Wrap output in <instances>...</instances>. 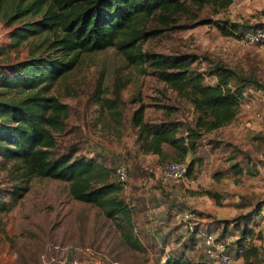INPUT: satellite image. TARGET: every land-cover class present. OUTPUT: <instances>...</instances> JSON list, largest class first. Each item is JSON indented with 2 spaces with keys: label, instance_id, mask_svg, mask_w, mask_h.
I'll use <instances>...</instances> for the list:
<instances>
[{
  "label": "rangeland",
  "instance_id": "rangeland-1",
  "mask_svg": "<svg viewBox=\"0 0 264 264\" xmlns=\"http://www.w3.org/2000/svg\"><path fill=\"white\" fill-rule=\"evenodd\" d=\"M35 19L7 22L0 13V51L11 45L14 28ZM172 19L168 25L156 18L145 23V30L161 29V33L143 40L141 52L193 54L192 68L203 74L205 83L214 82L206 72L222 65L262 88L246 83L234 119L204 133L196 150L181 162L187 165L194 159L190 173L171 180L161 173V166L174 150L163 145L168 157L164 160L142 153L130 117L143 104L144 121L185 126L193 118L191 105L159 81L150 67L129 63L115 47L79 52L75 67L55 79L48 91L68 107L61 130L53 133L54 152L74 147V156L107 169L108 180L114 182H118L115 166L125 167L127 180L118 182L119 196L132 209L133 235L141 249L128 247L114 220L98 207L72 199L67 182L32 176L12 208L0 212V264H164L167 258L179 256L211 264L196 234L214 232L235 241L244 226L238 217L253 210L247 244L233 264H264V41L247 43L240 33L227 36L216 27L243 24L264 30V0H231L224 8L213 1L201 8L189 5ZM47 36L49 41L53 38L45 32L31 35L9 52L2 51L0 70L30 57L55 55ZM0 91L2 99L23 95L17 90ZM10 164L0 158L4 201L10 199L12 184L23 181ZM185 212L193 216L185 220Z\"/></svg>",
  "mask_w": 264,
  "mask_h": 264
},
{
  "label": "trees",
  "instance_id": "trees-1",
  "mask_svg": "<svg viewBox=\"0 0 264 264\" xmlns=\"http://www.w3.org/2000/svg\"><path fill=\"white\" fill-rule=\"evenodd\" d=\"M216 2L227 7L231 0H0V13L7 22L25 17L38 19L24 22L11 32L9 52L15 45L31 35L43 32L55 55L36 56L8 64L0 70V90H17L23 95L17 99H2L0 91V158L11 161V167L23 179L12 184L9 201L0 195V212L8 211L27 190V179L36 176L68 183L70 197L76 201L98 207L103 215L114 220L123 242L131 249H141L133 235L132 209L119 196L118 182L108 180L109 171L91 159L74 156L75 148L54 152V132L61 130L68 107L55 96L48 95L53 82L71 71L77 63L79 52H91L115 47L126 60L135 65L146 64L156 78L172 89L177 97L192 107L190 123L181 126L173 121L149 123L144 121L143 104H139L130 117L136 128V141L142 153L168 158L163 145L174 150L168 162H182L193 153L204 133L216 130L231 122L243 96L246 83L262 88L257 81L240 77L233 70L215 65L206 72L213 76V83H205L203 74L192 68L193 54L162 55L144 53L140 43L156 37L161 29H144L145 23L156 18L163 25L171 22L176 13L186 12L189 5L201 8ZM228 24L227 22H224ZM193 26V25H192ZM223 35L235 36L242 28L254 26L229 24L217 25ZM185 28V27H183ZM0 51V53L2 52ZM6 56V55H5ZM182 132L178 134V130ZM192 159L184 176L192 169ZM240 172L235 169V173ZM3 190L0 188V191ZM211 198L217 195L204 191ZM253 211L240 215L243 223L238 245L248 233L247 224ZM196 232V229H194ZM227 227L221 234L226 233ZM244 249V248H243ZM244 251V250H243ZM242 251V252H243ZM248 253H245L247 256ZM164 264H196L184 256L169 257Z\"/></svg>",
  "mask_w": 264,
  "mask_h": 264
},
{
  "label": "built area",
  "instance_id": "built-area-1",
  "mask_svg": "<svg viewBox=\"0 0 264 264\" xmlns=\"http://www.w3.org/2000/svg\"><path fill=\"white\" fill-rule=\"evenodd\" d=\"M239 37L247 43L264 41V30L244 31L240 33ZM185 169L186 165L170 161L162 164L161 173L171 180H178L184 176ZM113 173L119 183H124L127 180V172L122 164L116 165ZM192 216V212H185L183 218L189 220ZM196 235H199L203 253L210 259L211 264H233L235 257L241 255L243 248L247 244L246 238L238 245L232 241L231 237L214 232H203Z\"/></svg>",
  "mask_w": 264,
  "mask_h": 264
}]
</instances>
